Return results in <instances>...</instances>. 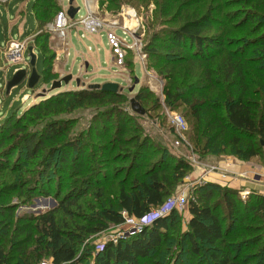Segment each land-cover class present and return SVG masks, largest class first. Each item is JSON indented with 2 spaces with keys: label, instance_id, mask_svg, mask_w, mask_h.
Segmentation results:
<instances>
[{
  "label": "trees",
  "instance_id": "trees-1",
  "mask_svg": "<svg viewBox=\"0 0 264 264\" xmlns=\"http://www.w3.org/2000/svg\"><path fill=\"white\" fill-rule=\"evenodd\" d=\"M188 2L183 0L182 4ZM249 2L252 5L244 22L230 24L231 14L224 13L223 5L212 3L203 15L166 31L164 38L171 46L167 53L151 50L158 61L176 66L173 72L170 68L161 69L169 80L164 88L166 102L171 108L188 107L193 121V134L188 137L199 148L201 157L211 152L250 162L264 160V0ZM56 9L57 0H36L33 7L39 31L36 40L40 41L45 65L54 59V54L49 53L48 44L41 37L46 33V24L60 11ZM223 16L227 22L222 20ZM246 21L252 23L248 31H244ZM215 26L220 28L218 33L206 34ZM162 36L156 33L153 38L161 40ZM212 64L214 67L210 68ZM183 65L186 72L180 69ZM41 75L45 79L35 88L52 79L49 71L44 70ZM146 97L141 90L136 100L143 106ZM68 99L80 105L97 101L115 104L125 97L102 89L62 91L46 96L20 115L8 114L0 123V264H33L43 255L54 264H89L90 259V264H157L154 261L159 258L158 264H167L173 258L179 260L184 249L183 240L171 233L175 230V210L127 238L108 242L102 249L93 248L84 257H78L77 244L106 230L108 223L123 225L124 212L139 218L163 205L192 171L182 158H175L176 163L170 164L165 152L156 162L146 164L149 140H141L139 135L127 138L130 128L124 107L108 109L117 116L118 125L110 143L99 147V152H106L107 156L99 161L102 164L109 162L113 151L133 145L124 156L133 158L125 168L131 184L121 181L115 204L99 202V207L90 202L88 215L78 207L79 188L61 196L63 190L59 185L57 208L39 215L17 212L14 198L24 201L42 193L50 194L54 172L58 171L61 178L70 163L78 166H74L75 172L83 168L85 149L75 141L82 138L65 139L72 126L69 121L50 119L39 132L27 129V122L43 121L53 108H59ZM45 180L47 187H43ZM97 181L89 180L83 188V194L92 193L94 201L105 197V183ZM196 189L189 202V231L183 236L189 243L186 251L191 264H264V196L260 193L243 199L238 189L209 181ZM60 211L72 215L73 221H61L57 215ZM77 213L87 216L86 221L83 215L77 218ZM203 244L209 247L208 251ZM38 245L43 246L42 251L36 249Z\"/></svg>",
  "mask_w": 264,
  "mask_h": 264
},
{
  "label": "rangeland",
  "instance_id": "rangeland-1",
  "mask_svg": "<svg viewBox=\"0 0 264 264\" xmlns=\"http://www.w3.org/2000/svg\"><path fill=\"white\" fill-rule=\"evenodd\" d=\"M35 2L36 0H11L8 5L0 4V123L8 114L12 116L15 112H18L20 115L33 104L40 102L41 99H46V96L59 95L62 91L90 89L89 86L91 84L119 83L121 89L118 93H122L125 100H119L115 104L108 101H104L105 103L97 101L92 104L85 103L80 105L77 101L68 99L67 102H62L59 108H53L52 114L45 117L43 121H36L37 119H34L32 122H27V129L29 131L39 132L47 120L69 121L72 126L68 131L69 136L67 135L65 139L82 138V140L75 141L84 147L85 151L83 168L79 172L74 171V166L76 168L78 166L70 163L68 172L61 176L62 180L59 177L58 171L52 174L50 194L42 193L37 197L24 201L14 198L13 203L18 205V213L25 212L39 215L57 208L59 199L56 198V194L60 186H62L63 190L61 196L69 192V190L73 192L75 187L79 188L78 193L81 197L79 198L80 204L78 205L81 206L78 207L88 215L91 214V209L88 208V203L90 202L99 207V202H104L107 205L115 204L114 197L119 191L121 181L126 180L131 184V180L126 176L125 168L128 169L133 158L131 156L124 158V156L127 157L126 149H130L133 145L130 144L125 149L113 151L109 156L111 157L108 159L109 162L102 164L99 162L107 157L105 155L106 152H99V147L110 143L118 125L117 116L108 110L113 107L120 110L124 107L128 114L126 120L130 131L126 134L127 138L139 135L141 140H149L150 150L145 159L146 164L156 162L162 157L161 153L164 152L166 153L165 159L170 161V164L176 163L175 158L185 159L192 169L188 175L191 176V180L193 181L199 178V172L193 164V159L207 165H221L223 168L230 165V158L234 156L227 155L226 153L212 154L209 152L202 157L201 155L199 156V148H196L194 141L191 142L188 137V135L191 136L193 134V121L191 115L188 113V107L180 105L171 108L168 102H166L164 88L169 84V80L165 77V73L161 72V69L170 68L173 72L176 66H173L171 63L164 64L158 61L155 55L151 53V50L155 49L158 53H167L171 49V46L167 44V40L164 38L166 37V31L175 30L186 21L203 15L212 3L224 6V13H230L232 16V19L229 21L231 24L246 20L252 2L247 3V0H189L187 4L183 5V0H75V5L80 6L81 9L73 21H69V27L66 29L65 36H61L60 33L47 31L44 28L46 33L41 37V41L45 40L48 44L49 53L54 54V59L46 65L44 64L45 57L39 49L40 41L38 40L39 42H37L36 40V35L39 31L33 11ZM65 8L68 9V0H57L56 12ZM18 14H21V18L19 19ZM239 14L240 16H237ZM235 16L236 18H233ZM86 20L100 24L98 33L90 32V29L84 23ZM222 20L227 22L225 16H223ZM244 27V31H248L252 27V23L246 21ZM22 29L24 31L23 34H21ZM219 29L215 26L207 30L206 34L212 35L218 33ZM110 32L114 33L119 39V52L123 55L122 60H119L116 49L109 42L108 33ZM156 33L163 35L160 38L161 40L153 38ZM10 36L15 39L6 38ZM12 41L23 45L20 51L17 52L20 56L16 60L13 59V53L9 49L10 42ZM26 45L36 47L34 53L37 56V70L42 74L44 70L45 72L49 71L50 78L52 79L42 85L40 84L41 87L34 89L27 86V81L15 86L20 87L16 90L15 96L17 93L22 96L25 91L29 92V95L26 98L22 97L21 101L19 99L13 106L14 96L11 95V91V93L7 92V85L17 70L24 68L31 69L29 47H26ZM209 67L213 68L214 66L212 64ZM180 69L183 72L187 71L184 65ZM195 69L199 70L198 68ZM200 70L205 72L204 69ZM7 72L8 75L10 74L8 79H6ZM68 75H72V78L67 83L63 82L61 88L50 90L54 81L63 79V77ZM44 79L42 77L40 82H43ZM137 79H139V82H136ZM24 87L27 88L23 92ZM3 88L4 92H2ZM141 90L144 91V95H147L146 99L142 102V107L145 109V113L143 114L134 111L131 104V100L136 98V95ZM173 113L182 115L187 123V129L184 130L182 135L173 125V121L170 118ZM107 118H110V120H107ZM103 133L104 137H102ZM177 141H180V144H177ZM194 148H196V151H194ZM58 158L59 156L56 157L55 162ZM251 162L250 164L254 169L258 168L256 171L262 172L264 160L254 159ZM258 175L260 177L254 175L255 178L252 179L253 181L256 179L257 183L260 181L258 178L264 177V174ZM95 179L98 180V183H105V197L100 201H94V195L90 192L83 194L85 192L83 189L85 183H88L89 180L94 181ZM195 182L178 184L179 187L173 190V193L167 197V200L173 195H186L187 193V198L190 202L191 199H194V191L199 186ZM209 182H213V180H209ZM43 183V187H47L46 180ZM261 184L251 187V192L245 198L240 193L244 187L237 189L240 196L246 199L251 195L260 194L264 183ZM227 186L229 185L227 184ZM74 210L77 211L75 208ZM174 210V216L176 217L173 222L175 230H171V233L176 239L181 238L183 240L181 247L184 250H181L182 253L179 260L173 258L171 263L167 264H191L189 252L186 251L189 249V243L186 238H183L184 233L189 231L191 217L189 214V203L185 209L174 208L172 211ZM57 215L61 221L68 220V222L73 217L72 215L70 217L66 216L62 211ZM81 215L83 214H76L77 218H80ZM123 216L125 218L124 214ZM82 217L86 221L87 216L83 215ZM124 228L126 229L125 225L117 226L108 223L106 230L86 238L83 243L77 244L79 247L78 257H84L93 248L98 251L101 245L112 242L113 238L115 239L121 235V231ZM203 245L206 251H208L209 247L205 244ZM36 247L39 251L43 249L41 245ZM159 259L158 262L156 260L154 263L158 264ZM91 262L92 260L90 259L89 264ZM44 263L54 264L52 259L45 255L33 262V264Z\"/></svg>",
  "mask_w": 264,
  "mask_h": 264
},
{
  "label": "built area",
  "instance_id": "built-area-1",
  "mask_svg": "<svg viewBox=\"0 0 264 264\" xmlns=\"http://www.w3.org/2000/svg\"><path fill=\"white\" fill-rule=\"evenodd\" d=\"M10 0H0V4H8ZM69 21H73L67 13V9L61 10L56 17L53 19V21L48 22L45 26V29L47 31L60 33L61 36L66 35V29L69 27ZM87 28L90 29L91 33H98L100 24L91 20L84 21ZM108 38L110 44L116 49V52L119 56V60H122L123 55L121 52H119L120 49V42L117 36L110 32L108 33ZM23 47V45L16 43V41L10 42V51L13 53V59L16 60L18 56H20L19 52L20 49ZM26 47H29L26 45ZM34 49V48H33ZM29 62V61H28ZM28 64V63H27ZM170 118L173 121V125L176 127L179 133L184 132V130L187 129V123L182 115L173 113ZM177 144H180V141H177ZM193 164L196 166L198 172H199V178H196V182L191 180V176L187 175L185 177V180L183 183H193L195 182L197 185L203 184L204 182H207L209 180H213V182L220 183L222 185H227L226 183L236 179L238 177H243L242 174L238 173H232L229 170L223 168L221 165H207L203 162H197L195 159H193ZM189 192V191H188ZM251 192L249 188H244L241 190V196L245 198V196H248V194ZM190 193V192H189ZM260 193L264 196V187L260 191ZM189 203V200L186 195H173L168 200L165 201V203L159 207L152 208L149 212L144 214L143 216L137 218L134 216H129L127 213H123L125 215V222L123 225H125L126 229L124 228L123 231H121V235H119L117 238H113V242H117L119 238H127L128 236L137 233L143 229V227L151 225L154 221H156L158 218H162L164 216H167L170 211H172L174 208L177 209H185ZM104 245H101L99 247V250L102 249ZM46 264V263H44Z\"/></svg>",
  "mask_w": 264,
  "mask_h": 264
},
{
  "label": "water",
  "instance_id": "water-1",
  "mask_svg": "<svg viewBox=\"0 0 264 264\" xmlns=\"http://www.w3.org/2000/svg\"><path fill=\"white\" fill-rule=\"evenodd\" d=\"M81 7L75 5V0H68V9L67 13L71 19H74L78 12L80 11ZM33 45L29 46V52H30V66L31 69L28 70L26 68L19 69L15 72L12 79L8 82L7 85V92L9 93L11 89L17 85L22 84L23 82L27 81V86L31 89H34L38 83L40 82L42 75L37 70V56L34 53ZM72 78V75H68L63 77V79H60L58 81H54L53 85L51 86L50 90H54L57 88H61L63 82L67 83ZM136 82H139V79L136 80ZM90 89H102V90H109V91H115L118 92L121 89V86L119 83H106L104 85L100 84H91L89 86ZM132 108L134 111L138 113H145V109L142 107V105L136 100V98H133L131 100Z\"/></svg>",
  "mask_w": 264,
  "mask_h": 264
},
{
  "label": "crops",
  "instance_id": "crops-1",
  "mask_svg": "<svg viewBox=\"0 0 264 264\" xmlns=\"http://www.w3.org/2000/svg\"><path fill=\"white\" fill-rule=\"evenodd\" d=\"M10 2H11V0H10ZM8 4H6V5H8ZM19 18H21V14H18V19ZM23 33H24V31L22 29V33L21 34H23ZM6 38H13V37L10 36V37H6ZM13 39H15V38H13ZM89 48H91V47H89ZM9 77H10V74L8 75V72H7L6 79H8ZM4 88H5V85H4ZM4 88H3V91L2 92H4ZM19 88L20 87L18 86V87H15V88L13 87L11 89V92H12L11 95L14 96V104H13V106L16 104V102H18L19 99L21 101L22 100V97H25L26 98L29 95V92H26L25 91V89L27 87H24L23 88V92L24 91L25 92L23 93V95L20 96V94L17 93L16 96H15V92ZM251 163H253V162H251ZM229 164L230 165H228L227 167L224 166V168L227 169V170H229L232 173H238L240 175L242 174V176H243V177H238L236 179H233V180L227 182L226 184H228L229 186H231L233 188H236V189L239 188V187H244V188L251 189V187H253L255 185H259V184L262 185L261 183H264V177L263 178H258V179H260V181L258 183L255 181L256 179L254 180L255 182L252 180L253 178H255L254 175H257L258 177H260L258 174L263 175L264 174V168H263L262 172L261 171H258V170L256 171V169H258V168L254 169V167L251 166L250 161H244V160L241 161L240 159H237V157L230 158V163ZM251 175H253V176L251 177ZM263 187H264V185H263Z\"/></svg>",
  "mask_w": 264,
  "mask_h": 264
}]
</instances>
